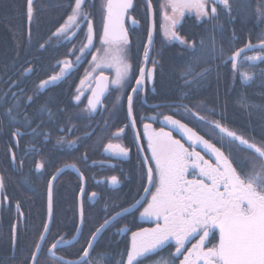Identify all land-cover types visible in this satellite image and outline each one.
Returning <instances> with one entry per match:
<instances>
[{
	"label": "snow or ice",
	"instance_id": "6c2138e0",
	"mask_svg": "<svg viewBox=\"0 0 264 264\" xmlns=\"http://www.w3.org/2000/svg\"><path fill=\"white\" fill-rule=\"evenodd\" d=\"M208 4H212L211 12L207 10ZM219 6H223L227 10L229 23H231L233 18L231 17L230 0H167L165 8H170L171 12L165 11L164 13V24L161 26L164 38L168 42H178L186 55L183 71L179 77V80L182 81L181 92L171 103L150 106L153 109H172V114H165L161 111L154 115L140 117L141 122L149 121L143 123V136L141 137L136 131L135 104L137 98L141 96V93L146 92L149 86H152V91H155L156 72L158 69L161 73L163 71L162 53L158 52L156 58L152 57L153 29L150 25L147 33L148 39L144 44L143 63L138 69V74L133 76L134 69L127 58L130 45L129 32L125 27L126 17L131 20L133 25L138 23L129 15V9L133 8V0H104L101 48L97 49V54L92 55L93 68L90 72H86V76L81 79L74 100L80 102L82 86L96 69L111 68L114 70L115 75L112 79L101 73L95 78V87L89 85L88 90L91 95L88 97L87 105L83 111L89 116L97 112L108 111L104 104V98L110 94L111 89H115L117 95L112 105L111 115L104 121L107 126L109 120L122 109V96L126 95V119L135 133L137 151L140 154L145 151L150 153V159L148 156H144L141 162L142 168L146 169L142 174V179H146L145 195L135 200L131 206L122 207L110 216L106 215L103 222L91 233L78 259L66 260L63 256H58L57 251L78 242V237L82 234L83 226L87 222L83 200H81L78 205V222L75 225V234L71 239L65 238V235L54 238L47 248L46 259H50L52 264H100L101 261L104 264H113V260L115 264H143L145 259L162 251L166 246H170L173 241L175 252L171 254V264H175V260L180 256H183V259L179 260V264H264V144L258 145L255 141H250L242 134L228 128L222 123V120L225 119L223 115L217 120L208 119V115L213 114L211 112L201 115L203 101L199 102L197 106L199 111L183 102L192 98V91H199L204 87L214 71L219 78V69L229 63L234 78L238 75L242 86H251L255 83L257 74L255 71H240V68L243 66L254 69L257 67V62L264 63V35L258 38L257 45L249 42L228 55L223 47H217L215 36L217 31L223 32V24H214L212 34L201 36L198 42L196 38L185 39L179 33V26L186 10L194 9L198 21L218 20ZM70 7L71 12L64 22L52 32L49 39L55 38L57 43L71 42L81 31H84L83 26L86 25L84 41L81 42L79 48L80 55L76 56L75 62L68 59L58 61L54 67H59V71L54 72L47 79L40 80L35 85L32 94L27 95L26 98L19 80L12 81L9 91H6L0 98V107L4 109L0 113V125L4 123L5 119L8 121V126L13 129L11 137L16 141L17 147L19 140L24 135L30 134L33 137L44 135L45 140L49 139L48 134L38 131L39 125L32 127L33 120L27 114V107L43 90L65 79L81 58L89 54L92 47H95L91 16L92 5L89 0H74ZM148 11L151 13L150 3ZM259 13L264 17V8L260 9ZM33 17L34 0H27L29 25H31ZM235 39L236 34L233 32L232 41L234 42ZM40 48L44 49L45 44H40ZM249 49H258L260 54L246 55V50ZM72 54L75 55V52L73 51ZM149 61H151L152 67H147ZM242 61L246 63L242 64ZM201 65L204 66L201 67ZM197 68H199L198 71ZM34 70L35 68L32 66L25 67L21 74L22 78H27ZM260 77L264 78V70L261 71ZM133 78L134 85L131 83ZM13 87L18 89V92L12 91ZM126 88H130V91L124 92L123 90ZM144 103L147 101L144 100ZM238 103L249 115L256 111L264 112V105L253 103L246 96L239 97ZM180 109H183V115L190 114L195 118V122L200 124V127L206 128L208 133L218 137L219 146L215 142L205 139L204 135L199 134L188 124L182 123L180 119H175L174 115L181 114ZM46 110L51 116L46 104L40 106L39 111ZM156 120H159L161 125L158 129L154 128L152 123ZM129 124L118 128L112 133V137L118 139L129 127ZM28 129L31 130L30 133L27 131ZM174 131L181 133L182 138L187 139L190 147H185L180 139H174ZM86 135L90 137L92 133L89 132ZM79 139L77 137L76 140H65L63 136H60L57 139V144H66L71 148L76 145ZM142 141L147 142L146 150L142 146ZM233 146L249 152L250 167L248 171L238 170L234 166L236 162L232 159ZM104 147L105 151L114 150L115 154L123 157L129 156L130 149L119 144L108 143ZM197 148H203L206 153L214 156V162L210 163L208 159H205L200 151L196 150ZM84 159H86V155ZM11 160L13 164L16 163L14 152ZM20 164L23 165V159L20 160ZM44 167L45 165L41 161H37L35 164L37 172L42 171ZM64 167L75 169L79 173L80 195L83 197L86 193L83 173L79 172L74 163L66 164ZM62 171L63 168L57 169L56 174L48 180L47 218L30 253V259H26V264H38L40 254L48 240L54 221L53 182ZM189 175H191V179L188 178ZM25 182H27V178ZM109 182L112 185L119 183L116 176H112ZM3 189L4 182L0 177V192ZM149 196L150 199H148ZM96 197L97 193L92 192L88 198L91 200ZM144 201H147V206L143 207L140 217L154 219L155 227L132 231L126 249L122 250L117 257H113L109 252H100L93 258L92 251L103 232L113 227L121 217L129 214L133 209L143 206ZM0 203H10V201L7 196H4ZM16 210L18 216L22 218L23 213L20 211L19 202L16 204ZM107 211L106 206L105 212L107 213ZM19 227V221L12 225L13 247L17 242ZM213 229L218 230L219 240L212 247H207L205 241ZM129 230L125 226L117 229L116 233L119 235ZM197 235L199 240L187 249L185 254L183 250L186 241ZM153 264H170V261L167 258H160Z\"/></svg>",
	"mask_w": 264,
	"mask_h": 264
},
{
	"label": "flooded vegetation",
	"instance_id": "af4514ba",
	"mask_svg": "<svg viewBox=\"0 0 264 264\" xmlns=\"http://www.w3.org/2000/svg\"><path fill=\"white\" fill-rule=\"evenodd\" d=\"M149 2L156 15L152 46V57L156 58V54L159 51L157 48H160L162 50L164 48H170L177 42L167 41L172 45H163L162 48L161 42L165 40L161 27L162 24H164L163 17L165 11H168L170 13L171 9L165 8V5L167 4L166 0H149ZM89 3L92 5L91 16L93 19V23L103 21L104 0H89ZM130 13V16L138 21V23L136 25H133L131 20H126L125 25L129 32L130 39L129 49H131L133 43L135 42L141 43L143 39L145 43L147 42V33L150 26V21L147 17V0H134V5L133 8H131ZM93 26V43L95 47H92L89 50V54L81 58L79 63L75 65V68L71 71L70 74L66 76L65 79L58 81L54 86L48 87L47 89L43 90L39 94V96H37L34 101L27 107V114L33 120L32 127H37V125H39L40 127L38 131L40 133L48 134L49 139L45 140L44 135H39L38 137H33L30 134L24 135L19 140V146L17 147L16 141L11 137V132L13 131V129H11V127L3 128L2 132L0 130V156L1 154H3L5 147L10 148L9 150H11V156L13 152L15 153L16 163L13 164L11 158L8 159V163L11 171H15L17 176H19L22 181L27 175V173H24L26 168L34 171L35 176H38L45 171L51 172V169H54V171L52 170V177L56 174L57 169L64 167L66 164L74 163L78 167H80L79 164H81L84 170L82 169V167L80 168L84 173L85 185L87 187L86 193L81 198V200H83L84 209L86 214L89 215V219H91V221L96 224L97 221L103 222L106 215L110 216L114 212L119 211L122 207L131 206L135 200L145 195L144 185H146V179H142V174L146 171V169L142 168L141 162L144 156H148V158L150 159V153L145 151L143 154H140L137 151V147L135 145V133L131 129L129 122L126 119V95L122 96V109L109 120L107 126H105L104 121L111 115L112 105L117 95V91L115 89H111L110 94H108L104 98V104L108 111H105L103 113L97 112L92 116H89L83 111V109L87 105V99L91 95V92L88 90L89 85L95 87V78L98 77L101 73L109 77V79H112L115 75L113 69H96V71L92 73V75L82 86V95L80 98V102L74 100V96L77 94L76 90L77 87L80 86L81 79L86 76V72H90L93 68V65L91 64L92 55L97 54V49L101 48L100 37L103 35V32L98 33L96 30V26L94 24ZM83 28L84 31H81L71 42L63 41L62 43H58L59 46L57 50H55V52H51V55L41 57L40 63L37 60L35 62H32L31 64H40L41 68L37 71H33L27 76V78H22L21 74L9 75L10 77L7 80V86H5L3 92H0V98L4 96V93L6 91H9V85L12 81L15 80H19L21 82L20 87L23 88L26 98L27 95L32 94L35 85L38 84L40 80L47 79L48 76L52 75L54 72L59 71V67H54L55 65H57L58 61L68 59L75 62L76 56L80 55L79 48L81 46V42L84 41L86 25H84ZM181 29H183V33L187 35L186 32H188V25H184L181 22V25L179 26L180 34L182 33ZM55 43H57V41ZM73 51L75 52V55L72 54ZM143 54L144 52L141 54V57L137 58V60L136 58L133 59L128 56V61L132 64L134 69L133 76L138 74V69L143 63ZM147 67H152L151 61L148 62ZM161 75L164 74L161 73L158 69L155 78V91H152V86H149L148 90L144 93H141V96L137 98V102L135 104V115L137 120L136 131L141 135V137L143 136V123L149 122L147 120L141 122V116H150L161 111L165 114L173 113L172 109H153L152 107H150L151 105L156 104L171 103L178 97L176 95V97L171 98L170 92H163V80L160 77ZM131 83L134 85V78L132 79ZM11 90L18 92V89H16L15 87H13ZM123 91H130V88H126ZM180 92L181 89L179 90V94ZM199 93L200 92H198V94H194L192 91V98L183 102L190 105L191 101H196L198 99ZM144 100H146L147 103H144ZM45 104L47 109L50 110L51 116H49V111L47 110L39 111L40 106ZM180 113V115H174V118L180 119L182 123L188 124L189 127H192L199 134L204 135L205 139H208L210 142H215L217 146H219L220 141L218 137H215L208 133L206 128L200 127V124L198 122H195V118L191 117L190 114L187 116L183 115V109H180ZM210 116L213 117L215 115L213 114ZM152 123L154 128L158 129L161 126L159 120L153 121ZM125 124H129V127L125 129V132L122 133L118 139L113 138L112 133H114L118 128L124 127ZM61 129H63V131H61ZM69 129H71V131H69ZM5 130L9 131L3 133ZM27 131L29 133L31 132L30 129H28ZM89 132L92 133L90 137L86 135V133ZM60 136H63L65 140H76L77 137H79L80 139L77 141L76 145L69 148L66 144H57V139ZM173 138L180 139L181 143H183L185 147H190L188 141H185V139L182 138V135L179 132L174 131ZM252 141H255L258 145L264 144V139H252ZM108 143L119 144L123 147L129 148V156H120L118 154H115L114 150L105 151L104 146ZM142 146L146 150L147 142L142 141ZM196 150L200 151L201 155H203L205 159H208L210 163L214 162L215 159L209 153H206L201 148H197ZM85 155L86 159H84ZM248 157V151H242L239 150L236 146H233L232 159L236 162L234 166H236L238 170H242L245 172L248 171L250 167ZM21 159H23L22 166L20 164ZM37 161H41L45 165V167L40 172H37L35 170V164ZM152 166L154 167V165ZM63 174L64 171L60 174L56 182ZM112 176L117 177L119 181L117 185H112L109 182ZM188 178L191 179V175H189ZM80 185L81 181L78 180V184H75L73 187V190H77L76 200L69 201V199H66L65 196L64 198H60L57 200L59 205H66L69 218L72 219L73 215H75L77 222L78 205L80 203ZM47 187L48 183L46 186V198ZM154 190L155 189L153 188V191ZM92 192H96L97 197L90 200L88 197ZM148 199H150V196L148 197ZM106 206L108 208L107 213L105 212ZM144 206H147V201L143 202V206L139 207L138 209H134L129 214L121 217L118 223L108 229V233L106 232L107 230L103 232L104 234H107L110 240L114 239V241L119 242L122 240L123 234L117 235L116 230L125 226L130 229L129 231L124 233V235L127 236L126 245L124 246V248L117 250L126 249L128 243L130 242L132 231H138L140 228L155 227L154 219L140 217V212L143 211ZM19 219L21 224L25 222V219L23 217H19ZM63 221L65 222L60 223V227L66 232V224L68 223V221L65 219H63ZM75 225L76 224L74 222L69 226V230H71L70 234H65L61 231L59 232V236L65 235V238L71 239V237L75 234ZM98 226L90 224V236ZM60 227L57 228L60 229ZM83 233L84 232L79 235L80 237H78V241L82 237ZM198 240L199 236L197 235L192 237L189 241H186L185 248L183 250L185 254L187 252V249L191 248L192 245L195 244ZM218 240V230L213 229L208 239L205 241V244L207 247H212L214 244L218 243ZM76 243L77 242H75V244ZM47 248L45 249V253H47ZM174 252L175 243L173 241L171 242L170 246H166L162 251L145 259L143 261V264H153L154 261L160 258H167L171 264V254ZM180 259H183V256H180L179 259L175 260V264H179Z\"/></svg>",
	"mask_w": 264,
	"mask_h": 264
},
{
	"label": "trees",
	"instance_id": "16d2710c",
	"mask_svg": "<svg viewBox=\"0 0 264 264\" xmlns=\"http://www.w3.org/2000/svg\"><path fill=\"white\" fill-rule=\"evenodd\" d=\"M16 1L18 0H0V71L4 72L5 70L9 71L14 67L18 60L20 59L21 52H16V43L15 37L12 35V30L18 27H24L25 29L29 28L26 25L27 16L23 18L16 17ZM61 0H37L36 6L34 8V15L40 13L41 8L50 14V17L57 18L60 17V4ZM74 3V0H64L63 4L68 8V12H71L70 5ZM231 5V17L233 18L231 23H229V15L227 10L220 8L218 10L219 19L218 20H201L198 21L195 14H189L185 12L184 15V25H188V34L183 33L181 29V35L185 39L191 40L196 38L197 42L201 36H207L212 34V28L214 24H223V32L217 31L215 33L217 40V47H223L225 52L228 55L239 48L245 46V44L251 42L252 44L259 43L258 38L264 35V17L259 13V10L264 8V0H230ZM22 9V8H21ZM20 19H22L20 21ZM42 20V19H41ZM38 20L35 22L30 32H33L41 24L44 29L49 24L48 18L45 21ZM42 29L41 27H39ZM43 32L44 35H49L51 32ZM235 32L236 39L232 41V33ZM29 34L26 32V35ZM27 40H31L29 35ZM32 41V40H31ZM139 44L138 42L133 43L131 49L129 50V57L133 58V46ZM167 45V42H161V46ZM32 45H30L31 47ZM168 48H164L166 50ZM257 52L258 49H249L246 50V55L250 53ZM141 57V54H138L137 58ZM186 58V55L181 52L179 55L169 54V56L162 58V73L161 79L163 80L162 88L163 92L169 93L172 91V81L174 79V73L176 72V67ZM137 60V59H136ZM219 63V62H218ZM246 63L242 61V64ZM204 65H201L203 67ZM215 68V64L213 65ZM243 71H255L257 74V79L255 83L251 86H242L239 76H235L232 72L231 64L223 66L219 69V72H224L227 77L219 76L217 78L216 72L214 71L210 76L209 80L205 83V86L200 88L199 91H193L194 94H198V99L191 101L190 106H193L194 110L199 111L197 107L199 102L203 101V111L200 112L201 115L208 114L209 112L213 113L215 116H210L211 119H220L223 115L225 119L222 120V123L233 128L238 133L242 134L245 138L264 139V112H253L249 115L247 111L242 109L238 103V98L241 96H246L249 101L264 105V83L262 80L264 78L260 77V73L264 70V63L257 62V67L250 69L247 67L240 68ZM199 68H197V71ZM160 71V70H159ZM161 72V71H160ZM197 96V95H195ZM195 106H194V105ZM211 114V115H213ZM10 170L8 161L4 160L2 155L0 156V174L1 177L6 176V172ZM54 171V169H53ZM51 172H43L36 176V189H33L30 192L29 202L25 200H18L20 204V211L23 213V218L25 222L20 223L19 216L16 212V204L11 203L10 205L2 204L0 207V264H26V259H30V253L34 248L37 237L39 236L40 231L43 229V223L46 220V186L48 183V178L51 177ZM24 173H27L24 182L31 181L34 171L26 168ZM4 174V175H3ZM4 181V180H3ZM6 182V186H7ZM75 184H78V179H70L66 174H63L55 184L54 188V221L51 227V232L48 235V240L44 245V250L40 254L38 264H52L50 259H46L45 249L51 244L54 238H57L60 233L65 231L60 227V223H64L63 219L69 217L68 209L66 205H59L58 199L65 198L69 201L76 200L77 190L73 187ZM9 187V185H8ZM61 195V197H59ZM39 201V204H34L31 200ZM10 201H13L11 197ZM72 207V206H71ZM71 209V208H69ZM17 217V221L20 223L17 234V242L13 250L11 232H12V218ZM10 218V221L8 220ZM86 223L83 229V235L80 240L73 246L66 247L64 250H60L63 256L69 259H76L79 257L77 252L82 250L85 247L88 238L90 237L89 230L90 224L98 226L102 221H97L94 224L89 215L85 212ZM71 224L77 222L76 216L73 215ZM16 221V222H17ZM57 227H60L57 228ZM108 233V230L106 231ZM107 235V234H106ZM126 235L122 237L121 241H111L107 242L101 238L95 249L94 254L97 256V253L100 252H109L110 249H113L114 252L120 253L126 245ZM76 251V253H75ZM100 264H104L103 261ZM115 264V261H113Z\"/></svg>",
	"mask_w": 264,
	"mask_h": 264
},
{
	"label": "bare ground",
	"instance_id": "6f19581e",
	"mask_svg": "<svg viewBox=\"0 0 264 264\" xmlns=\"http://www.w3.org/2000/svg\"><path fill=\"white\" fill-rule=\"evenodd\" d=\"M61 1H62V3L60 4V8L61 9L59 10L60 11L59 20L57 18H53V20H52V18L50 17V14H48V12L45 10V8H41L40 11H39L40 13H37L36 15H34L31 25H29V22H28V19H27L26 25L29 27V28H27V30L25 29V24H24L23 30H22L21 26L18 27V29L14 28V30H12V35L17 40V41H15V43L17 44L16 45V47H17L16 48V50H17L16 52H21V56H20V59L18 60L17 64L14 67H11L12 68L11 70H9V71L5 70L4 72L0 71V92H3L4 89H5V86H7V80L10 77L9 75L22 74L23 71H24V68L28 67V66L34 67L35 68L34 71H37L38 69L41 68V65L40 64H31V63L35 62L36 60L39 61V63H40L41 57H43V56L45 57L46 55H51L52 54L51 52H55V50H57L59 45H58V43H55L56 39L52 38L50 40L49 38L51 37L52 32H54L56 30V28L59 27V25L64 22V19H66L67 15L69 14L68 8L63 4L64 0H61ZM16 2H17L16 3L17 8L15 9L16 17L19 19V18H23V17L27 16V0H18ZM36 3H37V0H34V8L36 6ZM129 15H131L130 9H129ZM147 17L149 18L150 25H155L156 15H155V13L153 11V8H151V13H149V11H148V16ZM46 18H48V20H49L48 21L49 22L48 26H46L43 29L42 28L43 24H41V26L39 25L37 29H35L33 32H31L30 39L32 41L31 40H27V36L29 34L26 35V32L28 33V30L31 29L32 25L35 22H37L38 20H41V19H42L41 21H45ZM127 19L128 18L126 17L125 18V23H126ZM21 20L22 19H20V21ZM93 24L96 26V28H97L96 30H97L98 33L103 32V21L94 22ZM39 27H41L42 29H40ZM125 27H126V25H125ZM49 30H51L50 31L51 33L48 36L43 34V32H47V31L49 32ZM186 33L188 34V32H186ZM93 41H94V38H93ZM42 43L45 44V48L44 49L40 48V44H42ZM144 44H145V41L143 39V41L141 43L136 44V45L133 46V49H132L133 59L134 58L137 59L138 54H142L144 52V50H145L144 49ZM255 44L257 45L258 43H255ZM30 45H32V46L30 47ZM157 49L159 50L158 52L162 53V55H161L162 58H165V57L169 56V54H173V55L176 56V55H179L181 52L184 51L183 47L181 45H179V43L171 46L170 48H168L166 50H162L160 48H157ZM252 54L258 55L257 52L250 53V55H252ZM127 58H128V53H127ZM185 61H186V58H184V60L176 67L177 69H176V72L174 73V79H173V81L171 83L172 86H173L172 91L170 92L171 93V98L176 97V95L178 96L179 90L181 89L180 85H181L182 81L179 80V77H180L181 72L183 71V65H184ZM240 71H243V70L240 69ZM220 76L227 77V75L224 72H220ZM3 110L4 109L2 107H0V113H2ZM208 118H210V117H208ZM211 120H216V119H211ZM226 126L228 128H230V129L234 130L233 128L229 127L228 125H226ZM3 128H10L8 126V121L6 119L4 120V123L2 125H0L1 132H2ZM8 131L9 130H5L3 133H6ZM9 149L10 148L5 147V150L3 151V154H1L2 157L4 158V160H6V161H9L8 159L11 158ZM79 165H80V167H82L81 164H79ZM76 167H77V169H79L80 173H83V171H82V169L84 170L83 167H82V169L80 167H78L77 165H76ZM52 170L53 169H51V171ZM64 174H66V176H68V178H70V179H78V180H80L79 179V173L75 169L65 168ZM83 175H84V173H83ZM3 180H4L3 181L4 182V189L0 193V201H2L4 196H7L9 201H10V199L12 197L13 201H10V203H0V205H2V204L10 205L11 203H15V201L18 202V200H20V199L21 200L23 199V200L29 202V200H30V198L28 197V196H30V192L29 191H32L33 189H36L37 180H36V176L34 174L32 175L31 181L23 182L20 179V177L17 176L16 172L15 171H11V169H10V170H8L6 172V176L5 175L3 176ZM6 182L8 183L7 186H6ZM8 185H9V187H8ZM84 186H85V189H86L87 188L86 185H84ZM59 197H61V195ZM31 201L34 204H39V201H36L34 199L31 200ZM45 203H46V216H47V198L45 200ZM53 204H54V195H53ZM8 220L10 221V218ZM65 220L68 221V223L66 224V232H65V234H70L71 230H69L70 229L69 226L71 225V220H70V218L68 216L65 217ZM16 221H17V217H13L12 218V222H10V223L14 224V223H16ZM122 236H124V233H123ZM101 238H103L107 242L111 241L108 238V236L106 234H104V233L101 235L100 239ZM97 243H96V245H97ZM74 244H75V242L71 246H73ZM65 248L60 249V250H64ZM60 250L57 251V255L58 256H63L62 253L60 252ZM75 253H76V251H75ZM109 253H111L113 257H117L118 254H119L118 252L115 254L113 249H110ZM77 254H79V255L82 254V250H79L77 252ZM63 257L66 260H71V259H69V258H67L65 256H63ZM92 257L93 258L96 257V255L94 254V250L92 251Z\"/></svg>",
	"mask_w": 264,
	"mask_h": 264
},
{
	"label": "rangeland",
	"instance_id": "374dc122",
	"mask_svg": "<svg viewBox=\"0 0 264 264\" xmlns=\"http://www.w3.org/2000/svg\"><path fill=\"white\" fill-rule=\"evenodd\" d=\"M211 7H212V4H208L207 5V10L209 11V12H211ZM220 8H223V6H219ZM219 7H218V10H219ZM186 11H188V12H190V13H194L195 15H196V12H195V10L194 9H192V10H186ZM164 37V36H163ZM256 54V53H255ZM255 54H252V55H249V56H253V55H255ZM256 138H258V137H256ZM58 179V178H57ZM56 179V180H57ZM55 183H56V181L54 182V185H53V189H54V187H55Z\"/></svg>",
	"mask_w": 264,
	"mask_h": 264
},
{
	"label": "water",
	"instance_id": "95a60500",
	"mask_svg": "<svg viewBox=\"0 0 264 264\" xmlns=\"http://www.w3.org/2000/svg\"><path fill=\"white\" fill-rule=\"evenodd\" d=\"M151 26H152V29H153V25H151ZM255 45H256V44H255ZM180 134H181V133H180ZM185 139H186V138H185ZM186 140H187V139H186ZM201 149H203V148H201ZM203 150H204V149H203ZM204 151H205V150H204ZM209 154H210V153H209ZM210 155H211V154H210ZM212 157L215 159L214 156H212ZM61 168H63V171L65 170V167H61ZM63 171H62V172H63ZM62 172H61V173H62ZM61 173H60V174H61ZM60 174H59V176H60ZM59 176H58V177H59ZM58 177H57V178H58ZM55 181H56V180H55ZM55 181H54V182H55ZM54 182H53V185H54ZM84 185H85V181H84ZM0 193H1V192H0ZM81 198H82V197H81V195H80V201H81Z\"/></svg>",
	"mask_w": 264,
	"mask_h": 264
}]
</instances>
